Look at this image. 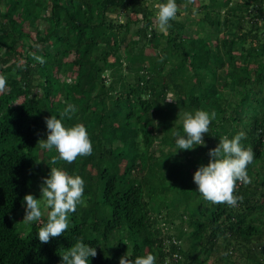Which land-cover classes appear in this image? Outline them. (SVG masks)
Wrapping results in <instances>:
<instances>
[{
  "label": "trees",
  "instance_id": "obj_1",
  "mask_svg": "<svg viewBox=\"0 0 264 264\" xmlns=\"http://www.w3.org/2000/svg\"><path fill=\"white\" fill-rule=\"evenodd\" d=\"M166 2L0 0V264H62L77 240L96 248L89 264L149 253L156 264H264V0H198L194 21L176 0L184 21L159 32ZM68 103L76 112L62 123L83 124L93 152L52 164L58 153L37 143L45 117ZM196 110L216 113L206 146L177 149L173 133ZM240 132L255 153L251 183H237V206L213 204L193 175ZM51 167L83 178L85 204L44 244L49 209L40 221L21 216Z\"/></svg>",
  "mask_w": 264,
  "mask_h": 264
},
{
  "label": "clouds",
  "instance_id": "obj_2",
  "mask_svg": "<svg viewBox=\"0 0 264 264\" xmlns=\"http://www.w3.org/2000/svg\"><path fill=\"white\" fill-rule=\"evenodd\" d=\"M189 3L192 0H188ZM179 11L176 0H167L158 5V11L153 19V27L159 32H167L170 21L176 19ZM195 12V10H194ZM32 58L40 63H46L43 56L30 53ZM71 83V81H67ZM6 89V77L0 75V93ZM171 102L173 100L168 99ZM76 112L73 104L59 113V117L52 115L45 117L47 127V139L38 140L37 145L44 150H53L58 153L52 157V164L58 161L73 163L77 157H86L92 154L93 145L89 133L83 124H75L65 127L62 121L71 119ZM216 119L215 111L211 113L205 110H196L183 113V135L177 131L173 133L175 144L180 150H193L197 146H206L204 135L209 133L210 124ZM245 138L240 132L231 139L221 137L215 148L209 149L210 157L207 165H200L193 175V182L197 186L196 191L202 197L213 204H227L230 207L237 206L242 197L233 193L237 183L245 186L251 183L247 172L255 157L251 147L245 148L241 141ZM85 181L79 175H69L66 171L57 167H51L50 174L43 178L40 185V198L32 194L23 197L25 202V215L23 222L32 223L40 221L44 209L47 212V222L39 228L38 239L41 243H49L51 238H57L69 228V216L77 210L78 205H84ZM96 248L77 240V242L63 252L60 256L62 264H89V257H96ZM157 257L151 253L145 256H137L129 259L127 254L120 257L119 264H156Z\"/></svg>",
  "mask_w": 264,
  "mask_h": 264
},
{
  "label": "rangeland",
  "instance_id": "obj_3",
  "mask_svg": "<svg viewBox=\"0 0 264 264\" xmlns=\"http://www.w3.org/2000/svg\"><path fill=\"white\" fill-rule=\"evenodd\" d=\"M225 2L226 1H224L223 2V4H225ZM188 4V8H189V13H191L190 15H191V21H194V20H197L200 16H201V14L200 13H198V12H194V9L193 8H195L196 6H198L199 5V2H198V0H192V5H190L191 3H187ZM182 7H183V5H181ZM181 6H179V8H181ZM184 17H186V15H185V12L184 11H182V12H180V14H179V16H177L176 17V19H180L181 21H184ZM194 19V20H193ZM39 27H42V24L41 25H39ZM197 28V25H193V27H192V29H196ZM200 31V30H199ZM43 156V155H42ZM183 168H185V167H183ZM35 191H30V193L29 194H32L33 195V193H34ZM36 198V197H35ZM40 197H38L37 199H39ZM188 204H190V202H188ZM46 212H47V209H44L43 210V215L42 216H44L45 214H46ZM24 215H25V213L21 216L22 218L24 217ZM177 220L175 219V222H176ZM164 226L165 227H167L168 228V224H164ZM169 232H172V229L171 228H169Z\"/></svg>",
  "mask_w": 264,
  "mask_h": 264
},
{
  "label": "built area",
  "instance_id": "obj_4",
  "mask_svg": "<svg viewBox=\"0 0 264 264\" xmlns=\"http://www.w3.org/2000/svg\"><path fill=\"white\" fill-rule=\"evenodd\" d=\"M174 257H176V255H174Z\"/></svg>",
  "mask_w": 264,
  "mask_h": 264
}]
</instances>
